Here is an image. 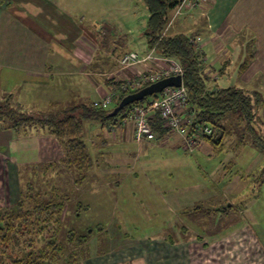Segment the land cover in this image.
Wrapping results in <instances>:
<instances>
[{
    "label": "rangeland",
    "instance_id": "rangeland-1",
    "mask_svg": "<svg viewBox=\"0 0 264 264\" xmlns=\"http://www.w3.org/2000/svg\"><path fill=\"white\" fill-rule=\"evenodd\" d=\"M57 2L61 7H78L77 9L81 10L78 14L85 16L83 26L90 30L94 39L88 45V48L91 46L89 51L95 50V58L97 56L99 58L94 61L103 62L107 66L103 70L104 75L103 73L100 75L102 82L110 78L119 80L120 74L127 77L123 80H131L132 75H125V72L131 73L141 67L121 68L123 74L118 73L117 65L109 70L112 65L110 59L115 60L127 51L142 54L147 48L143 34L148 13L143 3L134 0ZM261 2L262 8H259V11L234 10L227 15L229 22H221L217 27L220 43L216 46V53L219 57L226 54V59L231 56L230 62L233 65L228 67V70L233 68L231 72L220 78L221 85H244L264 92L258 72L251 76L248 83L239 81L237 77V75L241 77L247 67L253 64L254 56L256 57L259 52L264 55V0H258L257 4ZM201 3L202 0L192 9L200 7ZM180 4L172 12L170 26L176 19L177 21L182 19V22L191 20L185 17L191 9L186 6L181 9ZM176 27L178 30H185L186 33L192 29L185 26ZM247 52L253 53L251 54L253 59L251 58L243 72L238 74L240 65L245 59L248 60ZM137 71L134 73H139ZM74 79L66 83L68 88L73 89L69 90L72 92L46 91L48 88H44L45 86L40 91L38 89L37 92H27L28 86L24 87L23 82L28 79L16 83L17 86L10 82L8 85L0 86V97L12 95V103L20 105L22 110L26 111H38L49 102L61 103V98L66 100L67 103L64 105L68 106L78 103L77 98H81L85 103L91 102L93 99L86 97H91V86L86 83L88 81L79 75L74 76ZM116 88L119 95L122 90L117 86ZM108 94L106 92L103 98ZM83 96L86 99H83ZM153 98L149 96L145 100ZM81 131L93 162L86 181L80 187H73L66 177L54 180L69 197L63 212L60 241L64 242L65 232L68 230L77 236L84 235L85 229H94L87 248L65 247L64 254L66 252L71 254L70 261L74 264H215L212 261L210 263L209 250L203 252L205 259L197 257L195 243L205 244L206 247L210 244H232L228 234L242 227L251 228L255 233H259L255 238L264 237V178L259 173L261 166L264 165V159H259L256 167L247 164V148L241 152H244L246 159L237 161V165L234 162L238 159L236 155L230 153L233 155L232 161L227 153L218 152L208 144L210 155H207L206 150L201 151L200 147L192 151L184 150L182 147H179V150H172L166 148L167 144L158 143H153L156 147L147 146L141 150L131 141L126 145V152L130 155L124 162L125 168L118 169L115 175H110L109 172H112L113 168L111 169L108 161L105 162L104 155L111 148L101 147V139H104L103 136L108 131L107 125L102 130L99 122L84 121ZM111 136L112 134H109V137ZM124 144L120 142L118 145L115 142L112 146L113 151L119 152L118 148L125 147ZM101 151H105V154L103 155ZM119 161L122 163V159ZM233 163L235 170L251 171L248 175L244 172L233 175V171L229 172L223 168ZM13 167L21 188L26 184H37L41 177L43 180V175L38 178L32 175L34 164L19 169ZM7 177L9 182L15 183L12 174ZM1 178L3 175H0V180ZM0 194L1 197L2 193ZM78 205L87 208L76 213ZM0 206L4 207L3 202ZM223 207L231 209L225 213H218L217 210ZM240 238L232 236L233 240ZM63 263L62 260L59 264Z\"/></svg>",
    "mask_w": 264,
    "mask_h": 264
},
{
    "label": "trees",
    "instance_id": "trees-1",
    "mask_svg": "<svg viewBox=\"0 0 264 264\" xmlns=\"http://www.w3.org/2000/svg\"><path fill=\"white\" fill-rule=\"evenodd\" d=\"M134 1H141L148 13L143 34L147 46L145 51L154 50L156 55L175 59L179 63L188 96L187 113L193 117L195 124L208 125L212 129L211 135L201 140L218 152L238 155L249 147L264 157V119L261 115L264 92L244 85H221L218 82L220 78L233 69L228 70L233 66L231 56L226 59L224 54L219 64L212 67L206 64L205 53L195 39L197 29L192 27L189 33L185 30L170 31L168 24L172 12L181 0ZM190 19L195 20L193 17ZM246 54L248 60L240 65L238 74L253 59V53ZM135 91H122L119 95L117 92L118 96L107 106L95 105L94 102L70 106L51 103L38 111L22 110L20 105L12 103V95L0 97L1 125L12 131L23 128L49 134L56 138L63 151L60 161L35 165L32 175L36 178L43 175V180L41 177L37 184L20 187L18 193L11 197V204L0 208V264H59L62 260L66 264H74L70 261L71 254H64L65 247L76 249L89 246V237L94 231L92 228L77 236L68 230L64 242L60 241L63 212L69 197L54 180L66 177L73 187H80L86 181L93 162L81 135L84 121L99 122L102 127L114 125L123 120L133 106L146 105L162 96V93L156 94L152 100L144 98L134 102L110 117L109 113L119 101ZM150 125L154 134L159 129L167 131L162 128L157 115L150 119ZM229 166L223 168L230 172L234 164ZM259 173L264 178V165ZM86 208L78 205L76 213ZM229 208L221 209L225 213Z\"/></svg>",
    "mask_w": 264,
    "mask_h": 264
},
{
    "label": "crops",
    "instance_id": "crops-1",
    "mask_svg": "<svg viewBox=\"0 0 264 264\" xmlns=\"http://www.w3.org/2000/svg\"><path fill=\"white\" fill-rule=\"evenodd\" d=\"M57 1L63 0H0V86L3 84L8 85L10 82H14V85L17 86L16 83H22L23 80L28 79L23 82L24 87L28 86L27 92H37L38 89L40 91L43 86L48 88L46 91L72 92L69 90L73 89L68 88L66 83L75 80L74 76L79 75L88 81H85L88 86H91V97H86L92 98L91 102L101 101L106 92L110 93L116 87V84L111 81L102 82L100 78L101 73L104 75L103 70L107 66L103 62H95L94 59L97 60L99 57L95 58V50L93 52L89 51L91 46L88 48V45L94 39L90 34V30L83 26L85 16L78 14L81 13V10L74 6L71 8L69 6H58ZM252 1H254L253 4ZM257 2L258 0H202L200 7L186 13V18L190 16L195 20L182 22V19L180 21L176 19L170 29L173 28L172 31H177L176 26H189V28L194 27L197 29L195 39L205 53L206 64L209 63L208 65L216 67L222 58V55L219 57L216 53V46L220 43L218 39L220 34L217 33V27L221 22H229L227 15L234 10L242 12L244 10L259 11V8H262V2L259 4ZM128 52L130 51L125 53ZM144 52L146 53L143 50L142 54ZM121 55L115 60L110 59L112 65L109 70L114 69L116 65L118 66V59ZM263 58L264 55L260 52L256 57L254 56L253 64L249 65L240 77L241 82L248 83L251 76L258 72V77L261 76L260 80L264 86ZM140 67L139 70L137 69L138 71L136 70L137 72H141L144 66ZM117 72L122 73L120 68ZM134 72H125V75L129 76L131 74V77H133L137 75ZM123 78L127 77H122L120 74V80ZM83 99L86 98L83 96ZM76 100L79 101L78 103L83 101L81 98ZM60 101L61 103L58 101L45 103L47 106L44 108H47L51 103L67 106L64 105L67 103L64 98H61ZM44 108L40 107V109ZM261 115L264 119V107ZM103 129L104 127H102ZM107 129L105 136L102 135L104 139H101V143L104 142V145H101V147L110 146L111 150L107 151V154H105V151L101 152L103 155L105 154V162L108 161L111 169L113 168L112 172H109L110 175H115L119 171L118 169L125 168L124 162L130 155L126 152V145L128 142L133 141V127L121 120L117 124L107 126ZM109 134H112V136L109 137ZM97 139L100 140V138ZM115 142L118 145L120 142L125 143V147L118 148V150L120 149L119 152H114L112 146ZM153 143L167 144L166 148L172 150H179V147H182V140L178 135L162 129L155 132L154 141H144L136 144L139 146L138 149L143 150L147 146L156 147ZM196 147H200L201 151L206 150L207 155L211 154L208 149L209 146L203 141ZM247 149V164L256 167L259 159H264V157L255 149L249 147ZM241 152L236 155L238 159L234 160L237 165V161L246 159L244 152ZM227 154L233 161V155ZM62 155V148L55 137L44 132L36 133L34 129L20 128L12 131L0 124V175H3L0 180V193H2L0 204L3 202L4 207L10 205L11 197L18 193L21 186V183H17L18 177L13 166L19 169L33 164L35 166L54 163L60 161ZM103 155H101V158ZM119 159H122V163H119ZM121 166L122 168H120ZM237 170L233 166L231 171L236 175L239 172L248 175L251 171L241 172L240 169ZM11 174L15 177L13 178L15 183L8 181L7 175ZM232 180L228 184L229 186ZM224 201L225 199L222 200V203ZM223 211V209L217 210L218 213H223ZM232 236H240L241 238L233 240ZM256 236H259V233H255L253 229L242 227L228 234L229 239L233 242L232 244H210L209 247H206L205 244L198 245L195 243L198 246L197 248L195 245L196 253H198L197 257L202 260L205 259L203 252L209 250L210 263L212 261L215 264H264V237L261 236L259 239L255 238Z\"/></svg>",
    "mask_w": 264,
    "mask_h": 264
},
{
    "label": "built area",
    "instance_id": "built-area-1",
    "mask_svg": "<svg viewBox=\"0 0 264 264\" xmlns=\"http://www.w3.org/2000/svg\"><path fill=\"white\" fill-rule=\"evenodd\" d=\"M200 0H183L180 8H192ZM180 9V11H181ZM170 26V23L168 24ZM144 66L141 72L134 75L131 80H111L118 84L122 91L138 90L144 85L153 83L159 79L169 76L180 75L182 68L179 63L172 58H164L155 54L154 50L140 54L128 52L120 57L118 66L121 69H129L135 66ZM118 90L112 89L111 92L101 101L94 102L95 105H109ZM187 92L181 83L180 87H169L164 89L162 96L154 99L143 106H133L129 109L123 119L124 122L133 127L132 138L136 143L144 141H154L155 134L150 125V119L157 115L161 126L168 132L178 135L182 140V148L192 151L202 141L203 137L209 136L212 129L208 125H197L193 117L187 113Z\"/></svg>",
    "mask_w": 264,
    "mask_h": 264
},
{
    "label": "water",
    "instance_id": "water-1",
    "mask_svg": "<svg viewBox=\"0 0 264 264\" xmlns=\"http://www.w3.org/2000/svg\"><path fill=\"white\" fill-rule=\"evenodd\" d=\"M181 83H182V77L180 75L164 77V78L159 79L153 83H150V84L144 86L143 88L124 96L119 101L117 106H115L112 109V111L109 113V116L114 117L118 113H120L128 105H130L134 102L142 101L146 97L153 96L156 94H160L166 88L180 87Z\"/></svg>",
    "mask_w": 264,
    "mask_h": 264
}]
</instances>
